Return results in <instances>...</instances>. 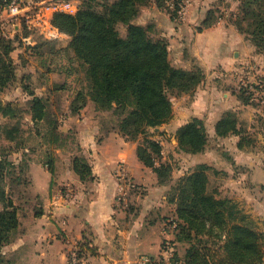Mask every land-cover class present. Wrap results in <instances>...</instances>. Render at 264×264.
I'll use <instances>...</instances> for the list:
<instances>
[{
	"label": "trees",
	"instance_id": "trees-1",
	"mask_svg": "<svg viewBox=\"0 0 264 264\" xmlns=\"http://www.w3.org/2000/svg\"><path fill=\"white\" fill-rule=\"evenodd\" d=\"M150 1L81 0L76 13L56 11L53 22L71 36V47L88 80L85 89L76 93L71 111L78 113L88 101L99 109H113L120 116L119 133L128 140L144 135L137 146L138 157L156 173L160 184H167L173 166L163 159V145L148 135L149 128L167 122L173 115L172 96L193 93L203 82L205 72L198 63L192 69L173 65L169 58V41L158 34L155 21L137 22L141 6ZM154 1L160 9L167 8L176 20L184 0ZM0 4L5 3L0 0ZM213 12H208L198 30L217 22ZM240 12L232 19L234 25L251 40L257 52L264 54V0H241ZM121 25L126 27L124 35L119 29ZM21 28L24 35L29 33L24 26ZM13 49L11 37L0 36V93L17 77V66L11 56ZM255 87L264 91V83L262 87ZM24 90L31 96L26 103L33 122L39 125L37 133L48 145L44 162L54 175L57 156L54 148L64 146L67 136L49 111L47 98L28 85H24ZM254 94L240 86L237 96L245 104H257ZM0 114L7 120H16L0 125L5 136L15 140L20 132V105L5 102L0 94ZM215 129L220 136L238 134L239 147L247 146L251 140L247 130L239 125L234 110H227ZM176 138L178 149L191 154L202 152L209 140L204 120L193 116L177 128ZM21 165L0 158V202L3 203L0 254L20 224L19 206L7 195L3 180L12 168ZM72 165L82 181L94 179L92 164L84 154L75 155ZM209 169L208 164L199 163L171 186L168 201L176 206L173 239L176 244L171 264H264L262 232L234 198L222 195L218 189H209ZM178 243L185 244L183 255L176 247Z\"/></svg>",
	"mask_w": 264,
	"mask_h": 264
},
{
	"label": "crops",
	"instance_id": "crops-1",
	"mask_svg": "<svg viewBox=\"0 0 264 264\" xmlns=\"http://www.w3.org/2000/svg\"><path fill=\"white\" fill-rule=\"evenodd\" d=\"M218 1L191 0L188 13L181 21L173 20L170 13L156 5H151L147 11L149 18L155 20L158 33L169 41L171 63L186 69H192L198 63L205 72L203 82L193 93L172 96L173 115L163 123V128L173 130L172 139L176 140L179 126L193 116L202 118L209 140L202 152L188 153L193 160L191 165L206 163L211 166L208 171L209 185L212 180L216 181L215 188L225 187L235 195V199L247 204L249 212L258 216L264 205V199L260 200L264 197V154L258 146L260 138H263L264 119L259 122L255 112L260 109L241 102L235 89L245 63H252L253 57L260 59L262 55L226 18L198 30ZM227 110L236 112L239 125L247 130L252 139L251 145L239 147L238 134H217L215 125ZM79 121L86 125L82 143L89 148L88 156L95 177L88 183L70 173L69 177L78 191L76 204L68 203L65 207V211L73 214L68 218L65 236L80 239L88 235L90 238L91 247L79 257L78 264H142L145 256L161 253L162 237L175 236L166 234L163 214H160L168 203L167 186L160 184L153 170L139 159L135 141L128 140L116 128L103 130L102 125L91 116ZM261 141L264 142L263 139ZM122 161L138 185L125 193L119 189L121 179L117 173L118 164ZM212 172L224 176L216 177ZM33 217V229L23 228L13 247L25 249L26 244L33 242L37 252L30 264H63L66 259L62 250L65 244L53 238L56 228L48 224L45 213ZM62 222L67 223L66 219Z\"/></svg>",
	"mask_w": 264,
	"mask_h": 264
},
{
	"label": "rangeland",
	"instance_id": "rangeland-1",
	"mask_svg": "<svg viewBox=\"0 0 264 264\" xmlns=\"http://www.w3.org/2000/svg\"><path fill=\"white\" fill-rule=\"evenodd\" d=\"M24 1L34 3L44 0ZM47 1L51 2L52 0ZM71 1H79L80 3L81 0ZM240 4L241 0H219L217 5L220 6L218 7L215 5L212 8L215 19L218 21L220 18H226L233 23L234 20L232 19H236L237 14L241 13ZM151 5H156L154 0H151L147 5L141 6L137 22L140 20L145 24L151 21L149 18L150 14H147ZM165 9L161 10L170 13L167 8ZM5 14L6 11L0 10V36L6 38L11 37L13 41L14 49L11 52V56L17 66V77L16 80L9 87L1 91L0 94L5 102L13 101L20 105L21 116L19 119L20 132L17 133L15 140L8 139L4 131L2 129L0 130V158L5 157L15 162L17 165H21V163L22 165L12 168L11 173H8L3 180L7 195L19 206L20 224L11 233L10 241L3 247L2 253L0 254V264H30L32 262L33 256L37 252L35 244L31 242L30 244H26L25 249H18L13 247V242L17 240L23 228L26 230L29 228L33 229L32 227L35 224L33 216L39 213H45L47 215L46 219L48 224L56 228V234L53 238L65 244L62 250L66 253V259L63 264H67L72 250H75L78 256L82 257L84 256V251H89L91 247L89 246L90 238L88 235L80 239H75L77 238L76 236H71V238L65 236V227L69 225L68 218L73 216V214L68 213L67 210L65 211V207L68 203L76 204L74 202L76 192L78 191V187L69 177L71 172L75 173L72 160L75 155L81 154H84L89 159V148L87 146L84 147L82 143L83 129L86 130V125L80 124L79 119L83 120L87 116H91L102 125L103 130L106 131L111 128H116L119 132L118 123L120 116L116 114L113 109L97 108L92 101H88L84 108L78 113H73L71 111V103L76 93L81 89H85L88 84L84 69L80 61L76 58L74 49L70 47V45L48 41L37 34L34 35L35 42L33 44L26 43L23 40L25 36L23 34L24 29L21 27L18 29L13 26L15 19L7 20L6 18H2ZM155 25L157 27L156 22ZM119 29L122 35L126 33L125 26L121 25ZM247 40L257 52L251 40ZM259 54L262 55V58L257 59L253 57L252 63H245L246 66L244 65V71L248 76L245 79H253L263 84L264 54L261 52ZM248 71H250L249 74ZM24 85H28L35 93L47 98L49 111L55 115L58 120L59 129L67 136V143L64 146L54 148L57 155L56 171L54 175L48 170V166H46L44 162V156L48 145L37 133L39 125L35 124L32 120V115L26 103L31 96L24 90ZM240 86L241 85H238L235 89L236 95L239 92ZM257 95H261V93ZM258 101L259 100L255 99L257 104L252 105L260 109L259 112L257 111L255 113L257 114V118H259V122L262 123L264 115L262 116L261 113L264 114V101H262V99L260 103ZM6 122L12 124L15 123L16 120H7L0 114V125H4ZM157 127L159 128L150 127L148 135L153 139L163 142V159L173 166L172 176L167 181V184H165L167 186L166 196L168 201L172 193L171 186L176 185L183 175L194 170L197 164L191 165L193 160H191L189 154L175 147L178 143L176 142L177 138L176 140L172 139L174 135L173 130L170 129L166 131L165 128H163L164 124ZM261 134L263 138H260L258 146L262 148V153L264 154V142L261 141V139L264 140V131H262ZM143 139L144 135H141L133 141H135L138 146ZM251 143L252 139L247 144L251 145ZM210 170L211 169H209V171ZM212 174H214V172H212ZM219 174L220 175H217V173H215L214 175H216V177L224 176L222 173ZM18 175L21 176L20 179L15 178ZM89 182H91V180H89ZM211 182L209 185L211 191L218 189L222 195L235 199V195L225 187L222 189L215 188L217 182L213 181L212 184ZM220 186H223V184H220ZM254 197L257 198L258 196L254 195ZM263 199L264 197L260 198V200ZM117 200L120 201L119 198H117ZM235 200L239 203L240 207L254 219L256 228L262 232L261 244L264 250V205L261 206L262 213L258 216H254L253 213L249 212V209H247L246 203L243 204L242 201ZM175 207V204L168 201L167 205L163 207L160 213L161 215L163 214L162 217L165 222L164 227L166 234L172 233L175 235L176 233L174 227ZM1 208H3L2 202H0V209ZM63 219H66V224H63ZM173 239L174 238L162 237L160 241L161 253L156 256L147 255L145 257L150 258L151 261H156V263L162 260L166 261V258H164L165 251L168 250V248H172L173 253L175 250ZM176 247L179 249V254L183 255L185 244L178 243ZM55 248L57 250L61 249V247Z\"/></svg>",
	"mask_w": 264,
	"mask_h": 264
},
{
	"label": "built area",
	"instance_id": "built-area-1",
	"mask_svg": "<svg viewBox=\"0 0 264 264\" xmlns=\"http://www.w3.org/2000/svg\"><path fill=\"white\" fill-rule=\"evenodd\" d=\"M4 6L0 4V10L6 11V14L2 18H6L7 20L15 19V23L13 26L15 28L24 26L29 33L23 37V40L28 44H33L34 35L38 36L54 42L58 44H66L71 47V36L61 30L55 23L53 22V14L56 11H63L66 13H76L79 8V1L72 2L71 0H57V1H39V2H26L24 0H3ZM191 0H184L180 5L178 10L177 20L181 21L185 19L188 13V5ZM3 26V25H2ZM250 71H248L249 74ZM250 76V75H249ZM247 76L246 72L241 71L238 76V84L244 86L252 91H254V99L260 100L263 98L264 91L258 90L255 86L262 87L261 82L256 80H248L245 79ZM253 78V77H252ZM261 93V95H257ZM264 101V99H262ZM117 173L120 181V191L123 193L126 190L136 189L137 184L134 179L130 176L128 169L124 162H119L117 167ZM170 256H172V248H168L165 251L164 258L165 260L159 261H151L150 258L144 257L142 259V264H169ZM168 260V261H167ZM79 256L75 250L71 251V254L68 258L67 264H78Z\"/></svg>",
	"mask_w": 264,
	"mask_h": 264
},
{
	"label": "water",
	"instance_id": "water-1",
	"mask_svg": "<svg viewBox=\"0 0 264 264\" xmlns=\"http://www.w3.org/2000/svg\"><path fill=\"white\" fill-rule=\"evenodd\" d=\"M157 129L159 128V127H156Z\"/></svg>",
	"mask_w": 264,
	"mask_h": 264
}]
</instances>
